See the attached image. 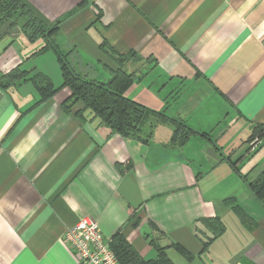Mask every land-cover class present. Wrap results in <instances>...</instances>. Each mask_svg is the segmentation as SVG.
<instances>
[{"label": "crops", "instance_id": "1", "mask_svg": "<svg viewBox=\"0 0 264 264\" xmlns=\"http://www.w3.org/2000/svg\"><path fill=\"white\" fill-rule=\"evenodd\" d=\"M19 1L46 24L63 21L52 38L76 73L106 82L122 66L136 77L126 97L210 140L145 148L89 111H63L66 88L41 101L31 83L0 87V264H77L62 237L84 218L106 238L122 232L145 259L159 239L192 258L264 264V203L224 160L249 181L264 171V0ZM30 46L18 30L0 39V77L19 64L60 71L51 51L33 56L43 46ZM215 217L225 232L201 253L212 232L199 220Z\"/></svg>", "mask_w": 264, "mask_h": 264}, {"label": "trees", "instance_id": "2", "mask_svg": "<svg viewBox=\"0 0 264 264\" xmlns=\"http://www.w3.org/2000/svg\"><path fill=\"white\" fill-rule=\"evenodd\" d=\"M62 22L59 20L53 24H46L19 0H0V39L9 35L12 30H18L29 43L44 40L46 44L33 56L53 52L62 79V84L56 88L45 75L35 72V69L24 71L22 64H19L10 72L1 75L2 89L19 87L22 83L28 82L35 88L40 100L45 101L52 98L59 90L66 88L70 92V97L62 104L63 111L66 113L73 111V114L81 120L84 112L89 111L98 124L107 128L110 133L117 134L123 139L135 140L143 146L150 142L153 130L159 124L169 125L172 129L169 145L164 146L166 149H181L191 137L196 135L209 139L207 134L189 127L181 120L167 116L163 111L152 110L126 97L125 92L135 83L136 77L125 72L122 66H119L106 82L87 79L76 73L52 38ZM147 124L151 127L144 129L143 126ZM262 133L260 127H257L247 143H251L255 136H261ZM215 149L217 150L216 146ZM224 160L247 184L253 197L264 203V171L251 182L246 175L239 173L230 158L226 157ZM117 168L120 169L121 166ZM122 168L129 170L132 168V162L125 164ZM224 204L231 208L247 231H252L251 219L243 213L233 199L225 200ZM133 219L130 221L131 225L136 227L137 221L135 219L132 221ZM199 222L212 232V237L201 244V253H204L211 243L225 232V227L218 217L201 219ZM149 244L153 257L145 259L132 247L122 232L110 238V248L120 264H173L166 253L168 248L174 249L183 258L192 259V256L177 244L165 248L158 247L153 240Z\"/></svg>", "mask_w": 264, "mask_h": 264}, {"label": "built area", "instance_id": "3", "mask_svg": "<svg viewBox=\"0 0 264 264\" xmlns=\"http://www.w3.org/2000/svg\"><path fill=\"white\" fill-rule=\"evenodd\" d=\"M62 241L73 252L77 264H120L98 224L88 218L66 229Z\"/></svg>", "mask_w": 264, "mask_h": 264}, {"label": "rangeland", "instance_id": "4", "mask_svg": "<svg viewBox=\"0 0 264 264\" xmlns=\"http://www.w3.org/2000/svg\"><path fill=\"white\" fill-rule=\"evenodd\" d=\"M44 41L43 40H38L34 43H31V46L30 48H33L31 49V51H35L37 49H39L40 47H42L44 45L43 43ZM53 53V52H52ZM54 55V53H53ZM64 55V54H63ZM51 56V55H50ZM46 58V57H45ZM67 60V58H66ZM45 65H47L46 61H45ZM51 71V70H49ZM60 71H58L57 69V72L56 74H54L52 71L50 72L51 76L50 75H45V77H47L49 79V81L54 85V82L56 80V77H58L57 74H59ZM88 79V78H87ZM58 88V87H56ZM167 116H170L168 115L167 113H165ZM172 117V116H170ZM172 118H175V117H172ZM177 119V118H175ZM180 120V119H179ZM182 121V120H181ZM183 122V121H182ZM151 127V125L147 124V125H144L143 128L144 129H149ZM157 130H162L161 132H157ZM172 135V129L169 125H166V124H159L157 125V127L153 130V133H152V137H151V140L150 142L146 145V146H143L141 143H138L137 141L133 140L136 144L139 145H142L143 147L145 148H148L150 146H153L155 145L154 143H156L157 145L161 146L162 148L166 149V147L169 145V139ZM261 136H255V138L253 139V142L256 140V139H259ZM259 141V140H258ZM258 141L255 143L258 144ZM166 146V147H164ZM251 182L253 181L252 178L250 179ZM252 223V228H255V223L254 222H251ZM154 241V244L157 245L158 247H166L164 246V244H162L160 242L159 239H155L153 240ZM168 253V256L169 258L172 259V261L175 263V264H230L228 262V259L227 258H206V256H202L201 259L199 258H192V259H188V258H183L181 257L180 255H178L174 250H170ZM172 262V263H173ZM238 264H241V263H238Z\"/></svg>", "mask_w": 264, "mask_h": 264}]
</instances>
